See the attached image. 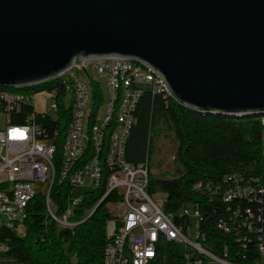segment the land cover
I'll use <instances>...</instances> for the list:
<instances>
[{
    "label": "water",
    "instance_id": "water-1",
    "mask_svg": "<svg viewBox=\"0 0 264 264\" xmlns=\"http://www.w3.org/2000/svg\"><path fill=\"white\" fill-rule=\"evenodd\" d=\"M101 58L151 70L191 113L264 117V0H0V88Z\"/></svg>",
    "mask_w": 264,
    "mask_h": 264
},
{
    "label": "built area",
    "instance_id": "built-area-1",
    "mask_svg": "<svg viewBox=\"0 0 264 264\" xmlns=\"http://www.w3.org/2000/svg\"><path fill=\"white\" fill-rule=\"evenodd\" d=\"M123 64H127V60L101 58L85 61L84 66H73L61 74V81L67 83L70 92V120L67 150L56 167L53 164L55 144H49L48 128L34 124V114L20 125L14 124L16 117H13L23 104H29L35 113L56 121V93L37 95L29 100L0 97V233L8 230L22 235L29 202L40 186L45 182L54 184L55 179L58 183H65L70 192L66 198V210L60 218L55 216L56 206L49 193V216L58 225L73 227L68 218L80 203L84 191L78 196L74 192L83 188L85 191L95 189L98 132L107 121L112 77L119 75V66ZM93 71L98 79L94 78ZM79 75L85 76L87 81L81 80ZM99 80H102V84ZM121 81L123 99L119 108V124L109 136L111 177L108 178L105 195L116 194L117 201L110 205L113 207L110 210L113 218L107 225L109 241L103 264H155L160 260L162 247L166 243L181 246L187 264H242L226 259V254L218 257L202 245L199 239H203V236L198 228L201 217L196 207H187L179 213L180 217L185 216L190 220L189 225L184 227L174 222L172 214L164 212L165 198H156L161 194H147L149 163L131 164L126 161L125 152L131 130L137 123L134 113L141 97L144 93L153 96L159 94L153 78L142 71L131 68L130 76L121 77ZM38 96H41L44 104L41 111L35 107ZM230 181L232 183L225 191H220L222 200L226 204L236 201L237 205L228 209V224L222 219L218 228L225 233L235 232L237 242H242L238 237L241 233L244 237L255 236L259 259L253 264H264V238L262 230L257 227L259 223L263 225L264 220L251 207L243 208L239 203H264V185L254 186L249 179L244 180L237 175L225 177L224 182ZM200 186L198 184L196 188ZM6 250V244L0 242V255Z\"/></svg>",
    "mask_w": 264,
    "mask_h": 264
},
{
    "label": "trees",
    "instance_id": "trees-1",
    "mask_svg": "<svg viewBox=\"0 0 264 264\" xmlns=\"http://www.w3.org/2000/svg\"><path fill=\"white\" fill-rule=\"evenodd\" d=\"M60 86L51 79L30 87L0 88V96L50 93L56 89V102L59 104L56 121L35 113L29 104H23L20 111L13 114L16 125L24 124L25 119L34 114V124L48 128L49 143L55 144V167L61 159L69 123V112L65 113L60 104L64 92ZM159 95L144 93L141 97L134 113L137 123L126 145V161L134 165L149 163L155 150L153 139L160 134L161 127L172 132L176 142L173 159L175 175L168 177L160 172L158 177H154L149 172L147 194L164 195V212L172 214L174 222L184 227L189 225L190 220L180 217L179 213L187 207H196L201 217L198 228L203 236L199 239L202 245L218 257L226 254L228 260L253 264L259 259L256 237H244L241 233L238 237L242 242H237L235 232L225 233L218 228V224L223 220L228 224V209L237 205L236 201L226 204L222 200L221 192L232 183L224 182L225 177L237 175L244 180L249 179L254 186L264 185V118L235 120L222 116H200ZM106 178L104 173L98 189L81 194L80 203L68 218L73 224L70 228L59 227L49 216L44 195L38 193L27 206L23 234L1 231L0 242L6 244L7 250L0 257L14 264H103L109 241L107 225L113 218L108 208L117 201L116 194L104 198ZM198 184H201L199 189L196 188ZM69 192L65 183H58L55 179L50 199L56 206L57 218L62 217L66 210ZM239 203L243 208L251 207L264 220L263 202ZM257 227L262 230L264 238V223L257 224ZM155 264H187L183 248L175 243L164 244L160 260Z\"/></svg>",
    "mask_w": 264,
    "mask_h": 264
},
{
    "label": "bare ground",
    "instance_id": "bare-ground-1",
    "mask_svg": "<svg viewBox=\"0 0 264 264\" xmlns=\"http://www.w3.org/2000/svg\"><path fill=\"white\" fill-rule=\"evenodd\" d=\"M131 68L137 71H142L145 75H149L151 78H153L157 93L165 96L166 98H169L166 85L163 82V80L157 75H155L151 70L144 68L142 65L138 63L127 60V64H123L122 66H119V75H113L112 95H111L110 101L108 102V108H107V121L106 123H103L99 128L98 150L96 151V158H97L96 174L97 176H96V181H95V189H98L99 185L102 182L104 173H106L107 178H106V183H105L104 198H105V195L107 194L108 178L111 177V168L109 167V162H108V159L110 156V148L108 147L109 136L111 135V133H113V131L119 124V108L122 105V99H123V81H121V77L130 76ZM53 80H55L57 84L59 83L62 86V88H64V92L61 96L62 102L60 104L63 105V110L65 111V113L69 112L68 109H69V102H70V92L68 89V85L65 81H61V75H59L57 78H54ZM39 93L35 94L34 92H31L30 94L28 93L25 95L16 93L15 95H4V96L15 97L18 100H29L33 98L34 96L38 95ZM53 93H56V96H58L56 89L47 94L49 95ZM0 97H3V96H0ZM58 105H59L58 102H55L56 119L59 117V111H58L59 106ZM69 120H70V112H69ZM68 137H69V130L68 128H66L63 147L61 151V159L64 157L66 150H67ZM101 153H103L102 159H100ZM52 185H53V182H45L44 185L40 186L36 192V195L38 193H42L44 195L48 212H50V204L48 202V195L51 191Z\"/></svg>",
    "mask_w": 264,
    "mask_h": 264
},
{
    "label": "rangeland",
    "instance_id": "rangeland-1",
    "mask_svg": "<svg viewBox=\"0 0 264 264\" xmlns=\"http://www.w3.org/2000/svg\"><path fill=\"white\" fill-rule=\"evenodd\" d=\"M93 75L95 79H98V76L95 74V71H93ZM79 78L82 80L84 79L87 81L86 77L83 75H79ZM102 84V80H99ZM38 95H48L47 92H41ZM37 96V95H36ZM35 107L37 110L41 111L44 108V104L41 100V96L36 97L35 99ZM103 111V107H102ZM101 111V113H102ZM155 150L152 155V158L149 162V170L151 172V169L155 171H161L166 173L169 177H172L175 175V165L173 163L174 158V152L176 147V142L174 140V136L172 132H169L164 126L161 127L160 134L154 137L153 139ZM159 174L153 175L154 177H158ZM82 191H85V189H78L74 192L75 196H78ZM156 198H165L164 195ZM109 212L113 209V207L109 206ZM60 228H62V225H59ZM72 227V226H71ZM0 264H14L12 261L7 259L0 260Z\"/></svg>",
    "mask_w": 264,
    "mask_h": 264
},
{
    "label": "crops",
    "instance_id": "crops-1",
    "mask_svg": "<svg viewBox=\"0 0 264 264\" xmlns=\"http://www.w3.org/2000/svg\"><path fill=\"white\" fill-rule=\"evenodd\" d=\"M160 172H161L160 170H159V171H155V170L151 169V172H150V173H151L152 175H155L156 173H157V174H160ZM158 176H159V175H158ZM167 176H168V175H167ZM168 177H169V176H168Z\"/></svg>",
    "mask_w": 264,
    "mask_h": 264
}]
</instances>
